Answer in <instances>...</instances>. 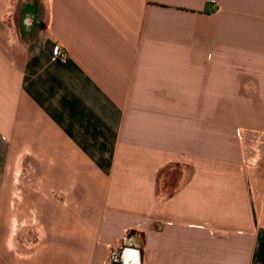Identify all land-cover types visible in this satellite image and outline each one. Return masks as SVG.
<instances>
[{
	"label": "crops",
	"instance_id": "obj_1",
	"mask_svg": "<svg viewBox=\"0 0 264 264\" xmlns=\"http://www.w3.org/2000/svg\"><path fill=\"white\" fill-rule=\"evenodd\" d=\"M128 246L264 264V0H0V264Z\"/></svg>",
	"mask_w": 264,
	"mask_h": 264
},
{
	"label": "water",
	"instance_id": "obj_2",
	"mask_svg": "<svg viewBox=\"0 0 264 264\" xmlns=\"http://www.w3.org/2000/svg\"><path fill=\"white\" fill-rule=\"evenodd\" d=\"M122 264H142L141 250L137 247L128 246L121 252Z\"/></svg>",
	"mask_w": 264,
	"mask_h": 264
},
{
	"label": "built area",
	"instance_id": "obj_3",
	"mask_svg": "<svg viewBox=\"0 0 264 264\" xmlns=\"http://www.w3.org/2000/svg\"><path fill=\"white\" fill-rule=\"evenodd\" d=\"M54 56L57 60H60L63 63L69 61V56L60 46H56L54 50ZM239 137L241 138L240 131L238 132Z\"/></svg>",
	"mask_w": 264,
	"mask_h": 264
},
{
	"label": "rangeland",
	"instance_id": "obj_4",
	"mask_svg": "<svg viewBox=\"0 0 264 264\" xmlns=\"http://www.w3.org/2000/svg\"><path fill=\"white\" fill-rule=\"evenodd\" d=\"M167 181H168L167 178H165V179L162 178V180H161V187L164 186V183L167 182ZM172 184H173V183H172ZM172 184H171V185H172ZM130 239H131V240L133 239V240H135L136 242L141 243L142 240H141L140 232H135V231L130 232L129 235H128V237H127V241H129ZM129 242H130V241H129ZM123 246H124V244H123ZM121 249H122V247L119 249L118 252H120ZM118 252H116V253H118ZM116 253H115V254H116ZM111 264H112V261H111Z\"/></svg>",
	"mask_w": 264,
	"mask_h": 264
},
{
	"label": "trees",
	"instance_id": "obj_5",
	"mask_svg": "<svg viewBox=\"0 0 264 264\" xmlns=\"http://www.w3.org/2000/svg\"><path fill=\"white\" fill-rule=\"evenodd\" d=\"M207 13H212L214 12V9L211 8V4H208L205 10ZM121 252H118L114 255L112 259V264H122V259H121Z\"/></svg>",
	"mask_w": 264,
	"mask_h": 264
}]
</instances>
